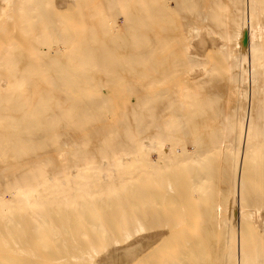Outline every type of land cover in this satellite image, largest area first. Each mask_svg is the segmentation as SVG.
<instances>
[{
  "label": "bare ground",
  "instance_id": "bare-ground-1",
  "mask_svg": "<svg viewBox=\"0 0 264 264\" xmlns=\"http://www.w3.org/2000/svg\"><path fill=\"white\" fill-rule=\"evenodd\" d=\"M116 1L104 3L102 47L133 77L115 63L119 73L108 76V66L94 63V49L88 64L98 67L70 65L76 55L69 36L41 29L30 35L49 14L48 1L0 0V40L18 39L2 26L15 14L36 42L26 47L38 49L33 65L22 68L18 46L0 45V119L11 131L31 133L21 140V159L34 152L46 160L25 169L10 194L0 182V245L10 239L15 249L19 240L23 248L4 264H121L128 254L133 264H264V0H137L136 17L117 13ZM111 20L144 25V34L112 36ZM100 71L105 82L134 78L136 88L144 85L134 114L113 117L136 123L119 124L122 139L67 147L64 128L77 124L60 122L45 98L33 96L84 82L95 88ZM37 74L54 82L36 84ZM65 151L52 170L50 158ZM18 158L16 146L0 148L4 163Z\"/></svg>",
  "mask_w": 264,
  "mask_h": 264
},
{
  "label": "rangeland",
  "instance_id": "rangeland-1",
  "mask_svg": "<svg viewBox=\"0 0 264 264\" xmlns=\"http://www.w3.org/2000/svg\"><path fill=\"white\" fill-rule=\"evenodd\" d=\"M50 5L49 8H44L46 12L49 14L42 17L40 21H43L42 23L31 25L32 31L30 32V35H36L38 34V30L41 29L43 31H48L50 33H56V34H62L66 35L72 38L71 44H74L75 47H71L72 54L76 55L74 58H71L70 65H73L74 63L76 66L82 63L88 64V54L90 49H94L95 53V64L101 63L100 65L108 66V76L115 73H119L120 71H124L125 68H122L125 64H123V60H118L116 56H113L110 52L108 57L107 52H104L106 48L102 47L103 44L106 43V41L103 39L104 34V21L109 20V10L107 7L104 6V3H107L108 0H44V2H47ZM113 1V0H109ZM116 1V0H115ZM117 2V1H116ZM137 0H128V2L120 3L117 2L115 6V11L120 14H124L125 16L133 17L138 16L136 14V11L133 10V6L136 4ZM91 3L94 7L93 8H85V4ZM13 10L14 7L12 8ZM101 12V13H100ZM141 18L144 19V15H141ZM18 19V15L11 14L6 17V23H4L2 26L6 27V34H13L16 35V38L13 41L11 40H0L1 44H7V43H13L17 45L18 49L22 51V60L20 61L19 65L20 67H29L33 64L30 62L33 60L32 54L36 53L38 50L37 47L28 48L27 45H36V42L32 40L31 38H26L27 35L23 32L22 29H19V23L16 20ZM14 20V21H13ZM19 20V19H18ZM98 24H97V23ZM112 23V29H111V35L118 36V35H128L129 34H144L145 26L144 25H138L137 27H134V25H129L127 22L122 23L121 21L111 20ZM103 23V24H101ZM101 24V25H100ZM24 27V26H23ZM107 27V26H106ZM114 28V29H113ZM118 34V35H117ZM75 37L76 39H73ZM79 39V40H77ZM142 45L146 44L145 40H142ZM2 46H0L1 48ZM136 46L132 48V53L136 52ZM39 49L42 50V46L39 45ZM141 49H145V47H141ZM27 50L29 51V55L27 54ZM125 59V58H124ZM120 61L123 66L121 67L122 70L119 68L121 65L118 64ZM77 61V62H76ZM86 61V62H85ZM125 61V60H124ZM129 61V60H128ZM26 62V63H25ZM81 62V63H79ZM130 62V61H129ZM30 65H29V64ZM115 63L116 67H118L119 72L117 71V68L113 69L111 67L112 64ZM128 63V62H127ZM126 63V64H127ZM85 65V70H88L89 68L92 69V67H98L94 65ZM132 65V64H131ZM130 65V66H131ZM111 66V67H110ZM126 67V66H124ZM140 67L145 68L146 67V56L143 53L141 58ZM128 68V67H127ZM140 68V69H142ZM110 69L112 71H110ZM130 69V67H129ZM2 71V70H1ZM2 75H7V72L2 71ZM110 73V74H109ZM121 73V72H120ZM107 74V73H106ZM126 75H131L133 77L134 71L133 69L121 73ZM144 74V73H143ZM100 74H97L95 78L91 81V84H95V88L87 87L85 82L83 86H79L76 89H73L72 87L68 88H54L50 89L49 92L52 93V95H42V94H36L33 96V100H38L40 98H45V104L46 107H49V110L47 112L50 113H56V115L60 118H64L63 120H60L62 123H68V124H77L76 126H70L65 127L64 131H66L68 134L66 135L65 141L68 140V142L65 144L67 147L71 145V141H77L78 143H75L76 145L83 144L88 145L89 143H85V141L88 140H94V145H103L104 143H108L107 141L111 140H119L123 137L117 136V133H120L123 131L124 127L120 126L119 124H126V123H136V121H121L119 118H113L118 115L121 116V114L132 116L134 114L137 100L143 99L145 97V91L144 85H142L139 88H136V80L134 78H128L123 79V81L119 79H109L108 81H102L100 80L101 76ZM120 76V74H119ZM118 78V77H117ZM6 80V78H5ZM37 83L42 84H48L50 82H54L53 78L50 79L49 77H39V74H37V79L34 81ZM58 82V81H55ZM122 85H125L122 87ZM226 90V89H225ZM224 90V94L226 91L229 92V90ZM32 92H37L36 89L34 90H28ZM228 92L225 94L227 95ZM92 98V99H101V103L96 105H89L86 104V99ZM83 100V102H81ZM85 101V102H84ZM8 107V106H7ZM50 107H52V110H50ZM3 106L0 108V115H3L6 113L4 110V113L2 111ZM123 108H125V111L123 112ZM11 113L15 114L14 111H11ZM24 113H21L22 115ZM100 117L98 119H93V116ZM25 118H20V123ZM118 119V120H117ZM23 122H26L24 120ZM9 121L8 119H0V148L4 145L8 146H16L17 154L19 155V158L14 160H9L6 163L0 159V182L5 183V188H7V193L10 194V188H12V183L15 179H20L22 177V173L25 171V169H30L31 171H35L37 168V165L40 161L45 162L46 160L41 158L39 159L34 152L29 153V156H32L33 159L25 161V154L22 156V159L20 157L21 155V147L23 143H21V140L26 139V136L30 135L27 130H24L22 126L9 128ZM25 133V135L23 134ZM96 134V135H95ZM111 134V135H110ZM18 139L19 143L15 144L14 140ZM80 142V143H79ZM110 148V146H108ZM66 151L64 152V155H61L60 157L55 156L51 159L52 161V170H57L59 165L64 162V156H66ZM58 156V155H57ZM65 162L70 163L69 156L66 157ZM4 163V164H3ZM213 163V162H212ZM213 166V165H212ZM212 166L210 168H212ZM209 168V169H210ZM213 169V168H212ZM215 170V171H214ZM212 172H216V169H214ZM208 173L209 172L208 170ZM215 175V174H214ZM212 176V175H211ZM217 176H213L211 181V187L214 188L217 186V180L214 179ZM211 189V188H210ZM215 189V188H214ZM212 190V189H211ZM216 190V189H215ZM1 191V190H0ZM210 191V190H209ZM212 192H208V197H211L210 202L212 201V195L210 194ZM211 196H210V195ZM207 197V198H208ZM209 201V199H207ZM206 201V200H205ZM207 202V203H210ZM178 203V202H177ZM204 203V202H203ZM206 203V202H205ZM215 203L214 199L213 202ZM11 240L6 239L1 241L0 245V264L5 263V257L7 260L12 261L14 258H17L12 254V251L14 250L16 255H19L20 250L23 248H20V241L18 240L16 243V248L12 249ZM131 246L126 247L125 249H122V251H126L125 254L130 252ZM122 256V255H121ZM120 258V257H119ZM121 264H133V257L132 255L122 256L121 257ZM11 263V262H10ZM9 264V263H8ZM20 264V262H18ZM109 264V263H106ZM112 264V263H110Z\"/></svg>",
  "mask_w": 264,
  "mask_h": 264
}]
</instances>
